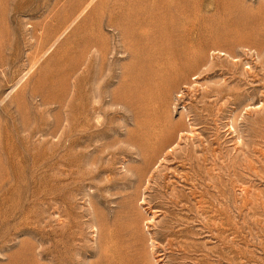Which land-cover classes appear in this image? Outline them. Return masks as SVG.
<instances>
[{"label": "rangeland", "instance_id": "1", "mask_svg": "<svg viewBox=\"0 0 264 264\" xmlns=\"http://www.w3.org/2000/svg\"><path fill=\"white\" fill-rule=\"evenodd\" d=\"M0 264H264V0H0Z\"/></svg>", "mask_w": 264, "mask_h": 264}, {"label": "bare ground", "instance_id": "2", "mask_svg": "<svg viewBox=\"0 0 264 264\" xmlns=\"http://www.w3.org/2000/svg\"><path fill=\"white\" fill-rule=\"evenodd\" d=\"M173 138V137H172ZM165 147V146H164ZM160 158V157H159ZM151 165V164H150Z\"/></svg>", "mask_w": 264, "mask_h": 264}]
</instances>
